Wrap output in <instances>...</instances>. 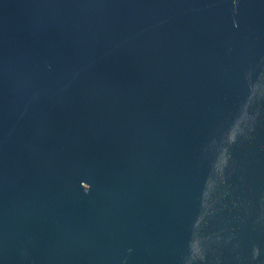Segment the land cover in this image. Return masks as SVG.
Listing matches in <instances>:
<instances>
[{
    "label": "water",
    "instance_id": "water-1",
    "mask_svg": "<svg viewBox=\"0 0 264 264\" xmlns=\"http://www.w3.org/2000/svg\"><path fill=\"white\" fill-rule=\"evenodd\" d=\"M0 264H264V0H0Z\"/></svg>",
    "mask_w": 264,
    "mask_h": 264
}]
</instances>
